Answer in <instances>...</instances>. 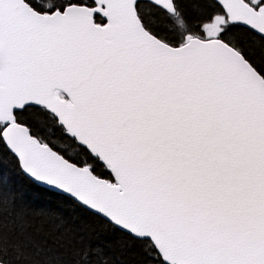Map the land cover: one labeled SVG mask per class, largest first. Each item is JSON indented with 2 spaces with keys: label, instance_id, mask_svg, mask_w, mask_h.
I'll use <instances>...</instances> for the list:
<instances>
[{
  "label": "snow or ice",
  "instance_id": "snow-or-ice-1",
  "mask_svg": "<svg viewBox=\"0 0 264 264\" xmlns=\"http://www.w3.org/2000/svg\"><path fill=\"white\" fill-rule=\"evenodd\" d=\"M5 159L0 264H264V0H0Z\"/></svg>",
  "mask_w": 264,
  "mask_h": 264
},
{
  "label": "trees",
  "instance_id": "trees-1",
  "mask_svg": "<svg viewBox=\"0 0 264 264\" xmlns=\"http://www.w3.org/2000/svg\"><path fill=\"white\" fill-rule=\"evenodd\" d=\"M0 181H2L0 182V194L23 195L32 204L40 206H51L61 203L54 195L40 192L8 159H5L3 164L0 165ZM39 239L52 245L55 241V236L41 234Z\"/></svg>",
  "mask_w": 264,
  "mask_h": 264
},
{
  "label": "water",
  "instance_id": "water-1",
  "mask_svg": "<svg viewBox=\"0 0 264 264\" xmlns=\"http://www.w3.org/2000/svg\"><path fill=\"white\" fill-rule=\"evenodd\" d=\"M23 176H24V177H26L24 174H23ZM26 178L29 180V178H28V177H26Z\"/></svg>",
  "mask_w": 264,
  "mask_h": 264
}]
</instances>
